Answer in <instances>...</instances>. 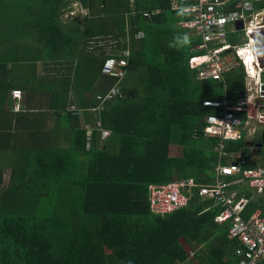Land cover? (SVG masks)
Wrapping results in <instances>:
<instances>
[{
  "label": "trees",
  "instance_id": "obj_1",
  "mask_svg": "<svg viewBox=\"0 0 264 264\" xmlns=\"http://www.w3.org/2000/svg\"><path fill=\"white\" fill-rule=\"evenodd\" d=\"M71 1L0 0V68L6 71L0 77V119L16 110L14 80L7 74L25 55L32 56L22 61L33 70L37 63L42 67L30 87L47 98L55 120L51 129H39V139L2 157L0 264H239L237 241L228 237V224L215 222L220 208L212 200L194 195L186 208L154 215L148 186L188 178L209 183L219 159L228 164L234 155L249 153L242 131L221 151L218 140L200 134L205 117L218 112L203 101L225 97L234 105L243 98L241 61L224 81L196 79L189 58L203 53L193 51L200 39L189 32L187 46L170 47L176 34L188 33L175 25L188 17L172 11L170 0H77L90 15L64 18ZM253 5L264 9V1ZM106 18L112 20L108 29L79 32L83 24ZM126 50L127 70L138 68L135 89L129 92L126 76L118 87L124 96L101 103L97 97L116 82L101 74L103 64ZM90 109L98 110L99 125L87 142L79 119ZM101 130L109 133L103 140ZM260 132L254 141H261ZM174 145L181 148L178 156L170 155ZM246 196L245 217L264 211L256 196Z\"/></svg>",
  "mask_w": 264,
  "mask_h": 264
},
{
  "label": "built area",
  "instance_id": "obj_2",
  "mask_svg": "<svg viewBox=\"0 0 264 264\" xmlns=\"http://www.w3.org/2000/svg\"><path fill=\"white\" fill-rule=\"evenodd\" d=\"M259 1L264 0H170L172 11L183 10L188 17L179 21L178 26L200 39L193 51L203 53L189 59V67L195 70L196 79L224 81V75L237 65V60L245 62L246 52L253 60L254 73L245 66V93L241 100L234 105L225 97L219 101H203V106L216 108L218 112L204 119L200 134L218 140L219 151L223 149L224 142L239 139L249 121L260 124L264 133V69L259 68L253 37L264 29V9L256 10L253 5V2ZM232 2L234 9L227 11L228 4ZM239 31L244 33L245 42L240 47L230 45L228 35ZM136 37L142 38V34L138 33ZM120 56L110 57L103 64L101 74L116 78V82L103 97H97L101 103L123 95L118 87L128 68L130 53L126 50ZM11 96L19 101L21 91L13 90ZM15 108L18 110L20 107L17 104ZM243 113L246 115L244 122L239 116ZM108 134V131L101 130L103 137ZM90 135L91 132H87V142ZM194 137H198V132L194 133ZM247 193L251 197L256 196L264 206V164L246 167L242 163L222 164L219 159L213 170L212 182L199 184L193 179H179L150 184L149 211L160 216L173 213L186 208L194 195L200 200H212L213 205L220 208L215 222L228 224L229 238L237 241L235 255L239 257V264H264V211L256 209L244 216L249 203Z\"/></svg>",
  "mask_w": 264,
  "mask_h": 264
},
{
  "label": "crops",
  "instance_id": "obj_3",
  "mask_svg": "<svg viewBox=\"0 0 264 264\" xmlns=\"http://www.w3.org/2000/svg\"><path fill=\"white\" fill-rule=\"evenodd\" d=\"M74 2L75 4L78 3L76 4V7H79V9L72 10L70 8L71 16L75 15V13L87 14V10L84 9L77 0H74ZM158 13L159 11H155V14H158ZM175 25L178 26V22ZM188 34L190 33L188 32ZM246 54L249 55L250 53L246 52ZM250 58H251V55H250ZM244 59L247 63L246 56ZM252 61H250V64L247 63V66H249L253 70ZM11 66L12 65L9 64L8 68H11ZM31 67L32 66L27 65L25 62L21 60L19 61V63L14 65L15 70H12V72L7 74L8 79L14 80L13 81L14 83H12L13 84L12 90L18 89L21 91V99L18 101V104L20 107L19 110L14 109L15 112L14 111L9 112L11 115V118H8L6 116V117H1L2 119H0V154H16V151L18 150V148L23 147V145L26 142L33 143L34 139H39V135L37 133L39 132V129L41 127L43 129H51V126L55 124L54 118H51V109L49 108V106H47V98H42L38 91L31 90V87H30V86L32 87L34 86V78L39 77V69L40 68L42 69V67L40 66L39 63L35 65L34 70H33V67L32 68ZM137 69L138 68L134 64L132 68H130V70H126L124 78L128 76L129 72L132 74L135 73ZM5 72H6L5 70L0 68V77H3V76L5 77L6 74H3ZM253 73H254V70H253ZM124 78L121 80L122 82ZM201 80H205V79H201ZM134 81H131L133 82V85L128 86L129 92L135 89ZM83 114L84 113H81L80 115V119H79L80 124L85 130H87V132H92L93 126L99 125V121L96 118L98 111H96L93 116H90V114H86L87 116L85 117L83 116ZM249 127L250 125H245L243 127L242 134H244V137L248 141L247 146L249 147V150L252 149V151L251 152L249 151V153L245 154L244 156H250L252 152L254 153H252L253 155H251L250 160L247 161L246 164L248 162H250L251 165L254 162H257L259 164L264 161L263 160L264 157L262 154L264 148H262L263 143H261L264 141V139H262V134H263L262 127L259 126L254 129H250ZM260 129H261V132H260L259 137L261 141L259 140H258L259 142L254 141L253 138L256 136V134H258V130ZM63 135H64V140L66 141V145H67L68 136L65 134ZM193 138H195L194 133H193ZM103 139H104L103 136L100 135V140H103ZM14 142H15L14 146L10 147V145H12L11 143H14ZM250 143L252 144L250 145ZM257 144H262V145L261 147H255V145ZM169 152L171 156H178L181 153V148L178 145H174L170 147ZM258 154H261V155L258 156ZM240 155L241 153L234 155L233 158H235V160L233 162H235L238 156ZM7 172L8 171H6L4 175H6ZM188 179H193V178H188ZM4 180L5 178L3 177V181ZM190 253H193V251H190Z\"/></svg>",
  "mask_w": 264,
  "mask_h": 264
},
{
  "label": "rangeland",
  "instance_id": "obj_4",
  "mask_svg": "<svg viewBox=\"0 0 264 264\" xmlns=\"http://www.w3.org/2000/svg\"><path fill=\"white\" fill-rule=\"evenodd\" d=\"M119 2L121 1V0H118ZM124 1V0H123ZM16 4H18V3H16ZM20 4H22L21 2H20ZM76 4H78V3H76ZM76 4H75V2L74 1H71L70 3H69V6H67L66 8H65V16H64V18H68V17H71L70 16V10L72 9V10H74V9H79V7H76ZM71 8V9H70ZM87 14L88 15H90L89 14V11L87 10ZM24 16V15H23ZM23 16H21V15H19L18 16V19H20V20H22V18H23ZM79 16H81V17H83L84 18V13L83 14H78V13H75V15H73L72 16V18L73 17H79ZM100 18V17H99ZM75 19V18H74ZM112 22V20L111 19H108V18H106L105 20H98L97 22H95V24H91V25H85V24H83L81 27H80V29H79V32L82 34V35H84V34H87V33H89V32H91V31H96V30H103V29H105L104 27L106 26V29H108V23H111ZM245 40H246V38H245V35H244V33L242 32V31H239V32H236L235 34H233V35H228V43L230 44V45H232V46H238V47H240V46H242L243 45V43L245 42ZM23 41H25V40H21L20 42H18V43H20V44H22V45H26V43H24ZM19 57H20V53H19V55H18ZM32 56H25L24 55V59H21V60H28L29 58H31ZM35 56H33V59H35L34 58ZM43 74V70L40 68L39 69V76H41ZM133 75L134 74H129L126 78H127V80L130 82V83H128V85H133V82H131V81H134V77H133ZM247 84H249V85H251V86H253V84L251 83V82H248ZM254 87V86H253ZM253 92V94H254V91H252ZM96 111H92V110H88L87 112H86V114H90V116H93L94 115V113H95ZM248 125H250V129H254V128H257V127H259L260 126V124H258L256 121H249L248 122ZM12 145H10V147H13L14 146V144H15V142L14 143H11ZM5 155H9V154H0V168H1V166H2V163H3V159H2V157L3 156H5ZM9 174H10V171H8L7 172V174L6 175H4V178H5V182L6 181H8V178H9ZM6 184V183H5Z\"/></svg>",
  "mask_w": 264,
  "mask_h": 264
},
{
  "label": "water",
  "instance_id": "obj_5",
  "mask_svg": "<svg viewBox=\"0 0 264 264\" xmlns=\"http://www.w3.org/2000/svg\"><path fill=\"white\" fill-rule=\"evenodd\" d=\"M238 28H241V25L237 26ZM259 33V34H258ZM257 34H255L254 37V42H255V49H256V55H257V60L259 63V68L264 69V29L260 30ZM262 139H264V133L262 134ZM252 143H250L251 145ZM262 144H257L255 147H261ZM254 153V152H252ZM250 156H244L243 153L236 159L234 164H246L247 161L250 160ZM255 163H252V166H254Z\"/></svg>",
  "mask_w": 264,
  "mask_h": 264
},
{
  "label": "clouds",
  "instance_id": "obj_6",
  "mask_svg": "<svg viewBox=\"0 0 264 264\" xmlns=\"http://www.w3.org/2000/svg\"><path fill=\"white\" fill-rule=\"evenodd\" d=\"M183 10H178V15L182 14ZM190 43V36L188 33H178L173 37V42L170 44V47H185ZM190 59V58H189ZM241 61L242 65L244 66V70H245V74H246V67L248 68L249 66H247V63L244 59L245 62H243V60H239ZM252 61V60H251ZM253 63V61H252ZM246 66V67H245ZM129 67V64H128ZM128 69V68H127ZM191 69V68H190ZM254 69V68H253ZM21 99V98H20ZM206 118V117H205ZM203 128V127H202ZM197 132V131H196ZM206 138V137H205ZM121 264H133V261L131 259H127V260H122Z\"/></svg>",
  "mask_w": 264,
  "mask_h": 264
},
{
  "label": "bare ground",
  "instance_id": "obj_7",
  "mask_svg": "<svg viewBox=\"0 0 264 264\" xmlns=\"http://www.w3.org/2000/svg\"><path fill=\"white\" fill-rule=\"evenodd\" d=\"M247 56H248V60L251 61L250 54L249 55L247 54Z\"/></svg>",
  "mask_w": 264,
  "mask_h": 264
},
{
  "label": "flooded vegetation",
  "instance_id": "obj_8",
  "mask_svg": "<svg viewBox=\"0 0 264 264\" xmlns=\"http://www.w3.org/2000/svg\"><path fill=\"white\" fill-rule=\"evenodd\" d=\"M263 143H264V141H263ZM262 148H264V147H262ZM252 151V149H250V152Z\"/></svg>",
  "mask_w": 264,
  "mask_h": 264
}]
</instances>
